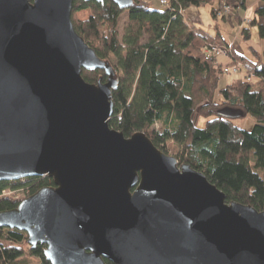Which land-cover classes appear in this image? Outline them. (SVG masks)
<instances>
[{"label": "water", "instance_id": "obj_1", "mask_svg": "<svg viewBox=\"0 0 264 264\" xmlns=\"http://www.w3.org/2000/svg\"><path fill=\"white\" fill-rule=\"evenodd\" d=\"M73 1L0 0V182H53L0 212V228L45 245L49 264H264V211L109 128L116 72L75 32Z\"/></svg>", "mask_w": 264, "mask_h": 264}, {"label": "trees", "instance_id": "obj_2", "mask_svg": "<svg viewBox=\"0 0 264 264\" xmlns=\"http://www.w3.org/2000/svg\"><path fill=\"white\" fill-rule=\"evenodd\" d=\"M131 1L127 10H120L110 0L72 3L75 32L116 72L109 128L125 138L145 134L179 165L187 164L202 173L224 194L227 204L264 211V51L251 50L256 62L232 52L230 65L243 64L255 81H233L218 90L222 100L216 103L222 68L205 60L202 48L215 44L219 33L211 35L183 15L190 7L209 5L213 18L230 21L231 16L220 13L221 7L238 13L246 10V0H167L168 7L161 10L144 0ZM215 3L218 9L212 7ZM123 12L128 19L119 32ZM234 19L240 22L239 17ZM248 24L264 40V5L254 11ZM240 33L243 39L249 38L248 29L242 28ZM81 76L90 84L106 81L102 70H82ZM225 107L241 110L242 118L250 116L252 127L239 129L232 120L221 117L218 112ZM194 115L206 120L203 128L196 126ZM27 186L29 197L53 182L47 176L0 182V212L13 210L20 202L2 197L3 192ZM44 249L43 244L31 249L23 232L0 228V264H24L30 258L49 264Z\"/></svg>", "mask_w": 264, "mask_h": 264}, {"label": "rangeland", "instance_id": "obj_3", "mask_svg": "<svg viewBox=\"0 0 264 264\" xmlns=\"http://www.w3.org/2000/svg\"><path fill=\"white\" fill-rule=\"evenodd\" d=\"M150 4L153 9L161 10L163 7L160 5L159 0H144ZM254 0H251V2ZM249 2V1H248ZM213 8L218 9L219 4L215 3ZM211 6L203 5L198 8L190 7L184 12V17L193 23L194 25L205 29L211 35H216L219 33L220 39L216 41L217 46H234L235 50L241 54L242 56L256 62L255 56L252 54V49L258 53L264 51V40H261L257 35L256 27L250 26L248 24L249 17L251 16V12L246 13L244 11H240L238 13H234L231 16V20H223L221 17H217L216 19L211 16L210 13ZM236 17L240 18V22H238ZM128 19L127 12H123L118 19V31L120 32ZM242 28H246L249 30V38L243 39L240 31ZM214 44V45H215ZM226 44V45H225ZM204 48V47H203ZM202 48V50H203ZM215 64L221 65V74L219 75L218 87L214 95V101L216 103L221 102L222 97L219 95L218 90L224 88L226 85L231 84L233 81L237 79L245 78L246 81H255L253 77L247 72V69L243 64H231L232 57H226L223 54L215 55ZM262 63L264 64V59H262ZM230 68H237L236 71L231 69L229 72L224 71L229 70ZM249 77V79H247ZM193 120L198 128H203L206 120L202 117L198 118L196 115L193 116ZM232 124L239 128L248 130L253 125V120L250 116H246L242 119L232 120ZM157 129V126H156ZM170 156V155H169ZM24 183V182H22ZM29 187H22L15 191L6 190L2 193V197L11 198L14 201H21L28 195ZM21 261H24L21 259ZM20 264V263H17ZM24 264H41L37 258H30L24 262Z\"/></svg>", "mask_w": 264, "mask_h": 264}, {"label": "built area", "instance_id": "obj_4", "mask_svg": "<svg viewBox=\"0 0 264 264\" xmlns=\"http://www.w3.org/2000/svg\"><path fill=\"white\" fill-rule=\"evenodd\" d=\"M250 0H246V2H248ZM159 3L162 7H168V2L167 0H159ZM220 13L223 14V15H232L233 12H232V9L230 7H227V6H222L221 9H220ZM219 15V14H218ZM204 56H205V60H208V61H214L213 63H215V55H218V54H223L225 55L226 57H230L231 54H232V51L230 49V47H227V46H217L216 44H209V45H206L204 46L203 50H202ZM238 65V64H237ZM231 69H233V71H236L237 68H230L229 70H224V71H230ZM251 77H253L252 74H250ZM249 79V77L247 78Z\"/></svg>", "mask_w": 264, "mask_h": 264}, {"label": "crops", "instance_id": "obj_5", "mask_svg": "<svg viewBox=\"0 0 264 264\" xmlns=\"http://www.w3.org/2000/svg\"><path fill=\"white\" fill-rule=\"evenodd\" d=\"M262 5H264L263 4V2L261 1V0H254V1H252L251 2V0L249 1V2H247V4H246V10L244 11V13H246V16L248 15V13L249 12H251L252 14H251V16L249 17V19L252 17V15H253V13H254V11L258 8V7H260V6H262ZM184 15V14H183ZM226 45V44H225ZM227 46V45H226ZM228 47H230V49H231V51L232 52H235V53H238L236 50H235V48H234V46H228ZM239 54V53H238Z\"/></svg>", "mask_w": 264, "mask_h": 264}, {"label": "flooded vegetation", "instance_id": "obj_6", "mask_svg": "<svg viewBox=\"0 0 264 264\" xmlns=\"http://www.w3.org/2000/svg\"><path fill=\"white\" fill-rule=\"evenodd\" d=\"M51 187H53V186H51Z\"/></svg>", "mask_w": 264, "mask_h": 264}]
</instances>
